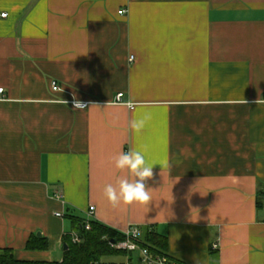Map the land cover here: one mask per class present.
I'll return each mask as SVG.
<instances>
[{"label": "crops", "instance_id": "obj_1", "mask_svg": "<svg viewBox=\"0 0 264 264\" xmlns=\"http://www.w3.org/2000/svg\"><path fill=\"white\" fill-rule=\"evenodd\" d=\"M2 11L0 249L62 261L77 222L93 220L153 227L179 264H264V0H0ZM129 149L154 165L152 200L113 207L103 189L131 179L113 161Z\"/></svg>", "mask_w": 264, "mask_h": 264}, {"label": "trees", "instance_id": "obj_2", "mask_svg": "<svg viewBox=\"0 0 264 264\" xmlns=\"http://www.w3.org/2000/svg\"><path fill=\"white\" fill-rule=\"evenodd\" d=\"M257 206L259 209L264 207V187L258 192ZM76 229L80 241L76 242L71 237H66L68 248L62 261L33 262L20 260L12 248H2L0 249V264H126L105 262L103 258L120 254L128 256L134 253L114 248L111 245L112 240H123L125 235L105 224L92 220L90 221V229H86V222L78 221ZM142 232V237L138 241L139 245L142 248H147L152 257L165 258L170 264H179L168 256L169 240L167 235L157 232L150 226L143 228ZM27 247L28 249L46 247V243L36 245L29 242ZM127 264H130V260Z\"/></svg>", "mask_w": 264, "mask_h": 264}, {"label": "clouds", "instance_id": "obj_3", "mask_svg": "<svg viewBox=\"0 0 264 264\" xmlns=\"http://www.w3.org/2000/svg\"><path fill=\"white\" fill-rule=\"evenodd\" d=\"M246 103V101L244 100ZM261 101H256L259 104ZM131 111L136 110V104L129 99L124 105ZM86 102L73 99L74 109L87 108ZM150 117L147 115L143 118L132 119L129 127L136 133H139L146 125ZM115 168L120 171H126L131 179L127 176L117 179L115 184L108 183L104 186L103 192L107 201L117 207L123 205H148L152 200L151 189L146 185V181L153 177V166L150 164L142 151L129 149L127 152L121 151L113 157ZM138 235L139 233H135Z\"/></svg>", "mask_w": 264, "mask_h": 264}, {"label": "built area", "instance_id": "obj_4", "mask_svg": "<svg viewBox=\"0 0 264 264\" xmlns=\"http://www.w3.org/2000/svg\"><path fill=\"white\" fill-rule=\"evenodd\" d=\"M126 12L125 9H122L119 11L120 14H124ZM8 12L2 11L0 12V19L8 17ZM131 59H134V55L131 56ZM51 87L54 91H59L61 89V86L59 85L57 80L51 81ZM5 92V89L2 87L0 88V98L3 97V94ZM123 93H119L117 95V102H121L123 98ZM88 104V102H86ZM71 104L73 105V100L71 101ZM95 207L91 206L90 211L93 213ZM57 216H62L61 213H57ZM86 229H90V222H86ZM135 233H139L136 235ZM142 229L138 226H132L129 228L125 233V239L120 241H115V243L111 242V245L114 248L126 250L128 252H135L140 251L142 254V262L145 264H170L167 259L165 258H154L151 256L149 250L147 248H142L139 245V240L142 237ZM74 241L79 242L80 238L78 236L74 237ZM214 249L217 248L216 244L213 245Z\"/></svg>", "mask_w": 264, "mask_h": 264}, {"label": "rangeland", "instance_id": "obj_5", "mask_svg": "<svg viewBox=\"0 0 264 264\" xmlns=\"http://www.w3.org/2000/svg\"><path fill=\"white\" fill-rule=\"evenodd\" d=\"M137 255V253L134 254V256ZM105 262H114V263H128V257L127 255H112V256H106L103 258Z\"/></svg>", "mask_w": 264, "mask_h": 264}, {"label": "water", "instance_id": "obj_6", "mask_svg": "<svg viewBox=\"0 0 264 264\" xmlns=\"http://www.w3.org/2000/svg\"><path fill=\"white\" fill-rule=\"evenodd\" d=\"M40 235V233H38ZM116 240H112V243H115ZM65 249H67V246H65Z\"/></svg>", "mask_w": 264, "mask_h": 264}]
</instances>
